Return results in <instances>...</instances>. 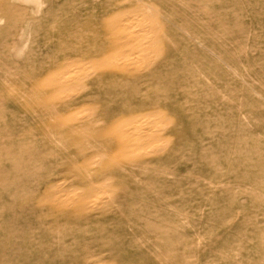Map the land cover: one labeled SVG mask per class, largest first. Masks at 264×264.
Returning <instances> with one entry per match:
<instances>
[{
	"label": "rangeland",
	"instance_id": "rangeland-1",
	"mask_svg": "<svg viewBox=\"0 0 264 264\" xmlns=\"http://www.w3.org/2000/svg\"><path fill=\"white\" fill-rule=\"evenodd\" d=\"M0 264H264V0H0Z\"/></svg>",
	"mask_w": 264,
	"mask_h": 264
},
{
	"label": "bare ground",
	"instance_id": "bare-ground-1",
	"mask_svg": "<svg viewBox=\"0 0 264 264\" xmlns=\"http://www.w3.org/2000/svg\"><path fill=\"white\" fill-rule=\"evenodd\" d=\"M111 26H112V25H111ZM109 27H110V26H109ZM112 28H113V27H112ZM109 29H110V28H109ZM151 71H152V70H151ZM150 75H152V73H151ZM120 82H121V81H120ZM120 85H121V84H120ZM152 100H153V99H152ZM129 104H130V103H129ZM130 105H131V104H130ZM148 106L151 107V103H150V105H148ZM152 106H153V105H152ZM130 107L132 108V106H130ZM141 107H142V106H141ZM145 107H147V106H145ZM136 108H137V107H136ZM138 108H139V107H138ZM134 109H135V108H134ZM115 113H116V112H115ZM103 119H104V118H103ZM106 119H107V118H106ZM134 121H135V120H133V122H130V123L128 122V123L126 124V126H128V127H127L128 129H130V124H131V123L133 124ZM170 128H171V127H170ZM123 129H124V128H123ZM168 129H169V128H168ZM168 129H167V130H168ZM100 130H102V129H100ZM121 131H122V130H121ZM124 131H125V129H124ZM122 133H123V131H122ZM90 135H91V134H90ZM124 136H125V135H124ZM131 136H132V134H131ZM173 136H174V135H173ZM195 138H196V137H195ZM196 140H198V139H196ZM186 143H187V142H186ZM160 146H161V150H162V148H164V145H159L158 148H159ZM180 146H181V145H180ZM173 147H174V146H173ZM173 147H172V148H173ZM184 148H185V147H184ZM168 150H169V149H168ZM137 152H139V151L136 150L135 152H131V154H132V153L135 154V153H137ZM181 152H184V151H181ZM174 153H175V151H174ZM150 154L152 155V154H154V152H153V153H150ZM150 154H149V155H150ZM181 154H182V153H181ZM175 155H176V154H175ZM179 155H180V154H179ZM175 157H176V156H175ZM175 157H174V158H175ZM178 157H179V156H178ZM168 159L170 160V158H168ZM172 159H173V158H172ZM172 159H171V160H172ZM165 160H166V159H165ZM165 160H164V161H165ZM167 161H168V160H167ZM172 183H173V182H172ZM177 184H178V185H177ZM177 184H175V185L179 186V183H177ZM173 185H174V184H173ZM177 203H178V202H177Z\"/></svg>",
	"mask_w": 264,
	"mask_h": 264
}]
</instances>
